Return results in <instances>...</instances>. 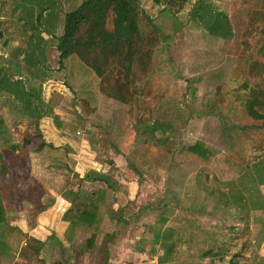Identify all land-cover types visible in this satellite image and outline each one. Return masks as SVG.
Segmentation results:
<instances>
[{
	"label": "rangeland",
	"instance_id": "374dc122",
	"mask_svg": "<svg viewBox=\"0 0 264 264\" xmlns=\"http://www.w3.org/2000/svg\"><path fill=\"white\" fill-rule=\"evenodd\" d=\"M80 1L0 0V75L40 83L45 109L34 122L17 97L0 91L5 213L28 208L29 197L42 192L44 171L36 158L42 157L47 171H54L51 163L72 170L71 154L80 148L104 161L113 156V144L125 158L123 172L116 167L110 176L99 174L115 192L125 188L113 186L114 176L135 179L137 188L124 217L115 222L116 215H107L96 231L93 263L107 264L113 250L121 253L113 264H227L230 258L264 264V183L250 172L264 160V119L249 115L242 87L258 81L249 74L251 61H264L258 52L264 42V0H161L158 10L146 11L153 27L144 25L145 55L133 66L125 102L104 94L99 78L76 56L59 63L56 35L63 15ZM23 3L38 45L33 39L30 46V31L19 27ZM47 125L60 146L35 150ZM196 141L209 150L206 157L188 151ZM228 182L241 189L234 192L235 204L232 196L227 203L219 199ZM113 228L117 232L105 238ZM10 232L5 237L11 245L22 239ZM104 241L111 245L106 252ZM138 251L146 258L136 257Z\"/></svg>",
	"mask_w": 264,
	"mask_h": 264
},
{
	"label": "trees",
	"instance_id": "16d2710c",
	"mask_svg": "<svg viewBox=\"0 0 264 264\" xmlns=\"http://www.w3.org/2000/svg\"><path fill=\"white\" fill-rule=\"evenodd\" d=\"M160 4L161 0H81L73 9L63 15L61 32L56 35L59 63L61 64L68 56H76L99 78V87L104 94L121 102L127 101L129 97L128 86L135 76L133 66L136 62L140 64L142 55H145L141 52L144 25L150 24L153 27L152 18L146 11L154 12L160 8ZM22 5L26 19L23 17L22 23L19 22V27L24 32L30 31L28 36L30 46L36 43L31 42L33 39L34 41L37 40L38 45L40 38L36 33V26L29 20L28 5L25 3ZM258 52L264 59V42L258 48ZM14 64L19 66L18 62ZM249 74L254 79L258 78V81L251 84L246 81L242 84L247 92L248 113L253 118L264 119V61H251ZM0 91L9 92L17 97L23 108L33 114L34 122L45 115L40 83L37 85L34 83L27 84L19 77L10 81L7 80V76L0 75ZM0 135L5 136L1 118ZM36 136L40 137L39 134ZM29 142V139H24L23 144L27 145ZM44 145L45 142L41 139L35 146V150L41 149ZM188 151L202 158L209 153L202 141H196L190 145ZM250 172L258 174L261 178L260 181L264 183L263 158L253 164V169ZM97 177L104 179L101 174ZM228 186L227 191H219V199L223 203H227L226 197L232 196L235 204L234 192L241 189L235 188L233 182H228ZM203 190L207 194L212 193L207 186H204ZM63 196L68 197L71 207L76 211L74 220L70 222V228L76 226L77 223L94 227L100 220L96 204L90 203L87 196L80 193L79 190H66ZM3 222H6V213L0 200V223ZM95 233V231L92 232L86 239L87 246L94 241ZM113 233L111 232V235ZM111 235L105 234V238L108 239ZM168 247L173 248V245ZM104 248L102 246L101 249ZM206 254L212 255L213 253L207 251ZM227 264L237 263L235 259L230 258Z\"/></svg>",
	"mask_w": 264,
	"mask_h": 264
},
{
	"label": "crops",
	"instance_id": "0c3cea01",
	"mask_svg": "<svg viewBox=\"0 0 264 264\" xmlns=\"http://www.w3.org/2000/svg\"><path fill=\"white\" fill-rule=\"evenodd\" d=\"M47 126H43L41 129L44 135L42 140L45 142L42 148L45 146L49 148L60 146L52 140L54 138H50L52 133L50 126ZM82 140L84 141V139ZM84 143L86 142L84 141ZM89 144L93 146L92 143ZM110 146L113 150V156H108L104 161H101L97 156L92 157L93 150L88 155L82 152L81 148L80 151L73 155L70 153L69 167H72V170H69V168L66 170L67 168L61 167L59 163H51L54 165H52V169L55 172L57 171V173L45 169L41 160L42 157L41 159H35L34 162L42 165L38 167L44 171L42 172L43 176L40 179L38 178L42 183V192H40L37 199L29 197L28 205L30 204V206L28 208H19L16 214L14 212H6V222L3 223L5 225L0 224V264H8L7 262L3 263V261H10L9 264H96V261L93 263L92 260L94 252L97 251L98 241H93L88 246L85 241V246H83V232L86 235L85 237L88 238L92 232L99 231L102 228V224L107 220V215H116L115 222L120 220L122 215L124 217V212L129 209L125 205L130 203L135 197L137 188L135 179L125 180L123 177L119 179L114 176V178H110L113 186L116 187L115 185L120 184L121 187L125 188V191L121 189L115 192L109 185L110 183H107V180L97 177L99 173H108L107 176L112 175L116 167H118L119 172H123V166L126 163L122 159L124 156L120 155V148L115 147L113 144ZM94 151L96 152L95 149ZM39 159L41 162H39ZM88 170H91L94 174H86L84 176ZM69 189L79 190L80 193L87 196V200L90 203L96 204L100 220L94 227L77 223L76 226L70 228V222L74 220L76 211L71 207L68 197L63 196L64 191ZM7 230L8 232L13 231L10 233H19L22 239L11 245L7 237H5ZM113 231H116L115 228L109 232L113 233ZM102 246L106 248H104L105 250H110L111 247V245L109 247V242L107 241H104L101 244ZM82 247L84 248L82 249ZM144 252L138 251L136 257L140 259L146 258ZM116 253L121 254L119 251L113 250L108 252L109 256L105 259L107 264H113L120 260L121 256L116 259V256H118ZM155 263H158L157 260Z\"/></svg>",
	"mask_w": 264,
	"mask_h": 264
}]
</instances>
